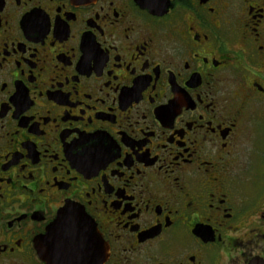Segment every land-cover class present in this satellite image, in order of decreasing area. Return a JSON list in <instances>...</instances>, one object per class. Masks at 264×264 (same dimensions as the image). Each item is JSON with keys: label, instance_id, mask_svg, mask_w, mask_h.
I'll return each instance as SVG.
<instances>
[{"label": "flooded vegetation", "instance_id": "1", "mask_svg": "<svg viewBox=\"0 0 264 264\" xmlns=\"http://www.w3.org/2000/svg\"><path fill=\"white\" fill-rule=\"evenodd\" d=\"M262 168L264 0H0V264L66 204L101 264H248Z\"/></svg>", "mask_w": 264, "mask_h": 264}, {"label": "water", "instance_id": "2", "mask_svg": "<svg viewBox=\"0 0 264 264\" xmlns=\"http://www.w3.org/2000/svg\"><path fill=\"white\" fill-rule=\"evenodd\" d=\"M36 245L47 264H101L103 242L92 219L83 209L66 204L37 239ZM248 264H264V258L254 257Z\"/></svg>", "mask_w": 264, "mask_h": 264}, {"label": "rangeland", "instance_id": "3", "mask_svg": "<svg viewBox=\"0 0 264 264\" xmlns=\"http://www.w3.org/2000/svg\"><path fill=\"white\" fill-rule=\"evenodd\" d=\"M252 144H253V138L252 137H249V138H246V140H245V157H246V164L247 163H252V160H249L248 161V159H252L253 158V153H255V150H256V152H257V155L259 154L258 153V151H257V149H253V153H251L250 154V152L252 151ZM260 150L259 151H261L262 150V147L261 148H259ZM264 168H262L261 169V171L263 170ZM258 170H256V168H254V167H251L250 168V174L251 175H253L254 173H256ZM260 171V170H259ZM258 171V172H259ZM257 172V173H258Z\"/></svg>", "mask_w": 264, "mask_h": 264}]
</instances>
